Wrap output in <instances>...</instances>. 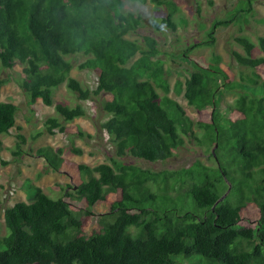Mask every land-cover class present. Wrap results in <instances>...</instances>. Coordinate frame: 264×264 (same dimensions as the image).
I'll list each match as a JSON object with an SVG mask.
<instances>
[{"label": "trees", "instance_id": "obj_1", "mask_svg": "<svg viewBox=\"0 0 264 264\" xmlns=\"http://www.w3.org/2000/svg\"><path fill=\"white\" fill-rule=\"evenodd\" d=\"M131 1L166 5L161 22L174 28L173 0ZM122 5V0H0V64L23 65L21 87L29 104L52 105L53 89L64 81L80 100L109 95L102 103L109 114L103 128L118 157L165 160L191 136L212 147L214 165L195 160L152 171L115 159L92 167L78 164L80 181L58 197L26 179V200L3 211L0 264H182V259L187 264H264V55L254 56V43L235 37L244 53L233 51V56L249 70L247 81L230 79L219 57L206 66L192 61V70L175 87L206 117L194 123L167 95L168 72L158 58L157 40L144 35L142 45L130 39L142 20L123 12ZM240 6L236 11H249L250 2ZM213 29L203 42L214 39ZM257 40L264 53V37ZM76 54L88 56L81 68L97 71L92 90L69 76L65 57ZM220 87L238 90L223 113L216 101ZM54 106L64 121L85 113L80 104ZM16 110L14 103L0 100V135L14 127ZM44 124L51 134L64 129L55 117ZM16 138L18 148L25 139L19 133ZM59 151L43 146L36 153L56 170ZM112 192L117 198L98 214L99 228L84 232L82 215L94 214V204L106 202ZM249 204L257 216L242 224Z\"/></svg>", "mask_w": 264, "mask_h": 264}, {"label": "rangeland", "instance_id": "obj_2", "mask_svg": "<svg viewBox=\"0 0 264 264\" xmlns=\"http://www.w3.org/2000/svg\"><path fill=\"white\" fill-rule=\"evenodd\" d=\"M173 2L176 6L171 18L174 28L161 22L168 13V8L164 4L122 0L121 10L139 15L142 20L137 30L128 35L130 39L142 45L144 35L157 40L158 58L168 72L170 90L167 95L175 99L195 123L196 120L206 117L201 116L194 107L188 105L182 93H177L176 81L178 79L183 81L190 73L192 61L206 66L215 63L213 57H219L218 65L230 79L247 81L249 70L238 64L233 56V51L244 53L242 47L235 42V37H246L253 42L254 56L264 55L257 40L258 36L264 37V0H173ZM247 2H250L249 11H236L241 3ZM241 8L240 6L239 9ZM230 18L233 19L228 24H220V21ZM153 23H157L158 27ZM213 26L211 34L214 39L203 42L209 39L208 32ZM199 42H201L199 46H193ZM137 56L138 54L128 64ZM87 57L84 54H76L68 55L65 59L71 63L69 76L79 81L83 87L92 90L96 86L97 71L80 67ZM22 68L23 65L19 61H16L11 68H4L0 64L2 80L0 100L10 101L17 107L14 127L9 133L0 135V236L6 231L4 209L18 201L26 200L27 192L25 194L22 188L26 179H30L48 195L58 197L65 191H72V187L67 185L73 186L80 181L82 176L80 177V171L77 170L78 164L92 167L99 163H110L111 159H115L152 171L178 169L195 160L206 165H214V159L210 155L212 147L199 144L191 136H185L183 144L165 160L150 162L131 155L118 157L115 154L114 144L103 128V123L108 119L109 114L102 110V103L106 98H110L109 95H92L87 100H80L64 81L53 89L52 105L46 106L40 100L29 104L27 94L21 87L24 77ZM219 89L216 101L219 111L223 113L224 106L234 104L238 90H225L222 87ZM158 92L163 95L162 91L158 90ZM55 103H62L68 107L80 104L85 113L71 121H64L57 114ZM49 117H55L63 126V131L53 129V134L48 133L44 122ZM193 129L197 137L200 136V130L195 125ZM78 131L82 134L79 135ZM38 132H40L39 136L33 138ZM17 133L23 135L25 139L18 148ZM43 146L60 150L57 157L61 160L56 170L44 157L37 155L36 150ZM73 147L81 151L74 152ZM17 151L19 154L16 153ZM116 198L117 193L112 192L106 202L94 204L92 207L94 214L82 215L84 232L99 228L98 214L108 211L110 202ZM75 205L79 208L83 204L75 202ZM257 213V209L249 204L243 211L242 224H245L246 220L251 221L256 218ZM179 258L177 262H180ZM182 261L184 262L182 264L189 262L187 259Z\"/></svg>", "mask_w": 264, "mask_h": 264}]
</instances>
